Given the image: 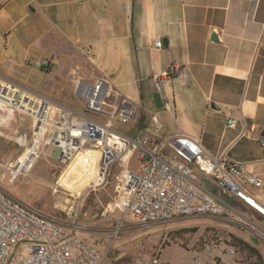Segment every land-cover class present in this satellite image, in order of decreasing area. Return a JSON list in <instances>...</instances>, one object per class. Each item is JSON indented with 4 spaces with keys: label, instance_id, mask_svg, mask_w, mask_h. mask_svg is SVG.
Returning a JSON list of instances; mask_svg holds the SVG:
<instances>
[{
    "label": "crops",
    "instance_id": "0c3cea01",
    "mask_svg": "<svg viewBox=\"0 0 264 264\" xmlns=\"http://www.w3.org/2000/svg\"><path fill=\"white\" fill-rule=\"evenodd\" d=\"M158 40L162 48L156 47ZM42 60L53 65L40 69L45 78L39 81L12 74ZM0 76L76 109L83 107L77 82L106 78L109 102L116 103L120 92L136 111L128 124H116L118 131L138 140L149 136L157 143L179 134L199 137L210 155L243 163L247 172L264 180V155L256 141L264 136V0H0ZM157 76L164 77L161 98L171 103L170 109L156 107ZM229 117L237 120L236 129L225 126ZM22 119L31 132V119ZM24 152L18 146L9 160ZM86 155L75 164L92 162V191L99 153ZM246 187L264 204V185ZM233 200L229 205L253 221L264 220ZM33 206L65 224L81 225ZM117 213L106 209L103 216L109 219L73 233L100 244L110 232L101 224L117 221ZM226 222L243 238L239 232L246 228Z\"/></svg>",
    "mask_w": 264,
    "mask_h": 264
},
{
    "label": "built area",
    "instance_id": "2783aa9c",
    "mask_svg": "<svg viewBox=\"0 0 264 264\" xmlns=\"http://www.w3.org/2000/svg\"><path fill=\"white\" fill-rule=\"evenodd\" d=\"M156 47L162 48L163 43L158 40ZM52 65L50 60L35 63L40 69ZM154 86L163 96L164 77H155ZM110 88L106 78L94 83L78 81L75 92L83 100V107L76 109L0 76V116L13 119L21 114L32 121L30 135L16 139L25 152L6 165L9 182L13 184L19 177H29L38 161L47 157L51 146L58 149L57 162L64 166H69L81 152L99 150L101 182L110 175L113 166L119 169L116 196L107 211L120 214L106 244H91L73 233L82 231L84 226L65 224L48 216L0 186V264H111L106 261L110 247L119 239L130 214L144 229L199 216L236 221L244 227L251 226L264 241L262 227L220 198L222 195L237 199L264 217V204L246 187H262V177L247 172L243 163L210 155L196 136L179 134L157 143L149 136L138 140L118 131L116 124H128L136 117V111L128 99H122L120 92L116 103H110ZM163 104L171 108L169 101ZM225 126L236 129L238 122L229 117ZM256 141L264 155V136ZM136 152L140 166L132 171L129 163ZM209 185L217 188L219 195ZM60 189L56 183L54 194ZM22 244L26 245L25 252L20 250ZM212 249L210 243L203 244V250ZM161 256L162 249L150 260L142 259L137 264H167L161 262ZM219 258L225 264H253L234 246H229Z\"/></svg>",
    "mask_w": 264,
    "mask_h": 264
},
{
    "label": "rangeland",
    "instance_id": "374dc122",
    "mask_svg": "<svg viewBox=\"0 0 264 264\" xmlns=\"http://www.w3.org/2000/svg\"><path fill=\"white\" fill-rule=\"evenodd\" d=\"M12 74L18 79L28 76L34 82L39 81L43 76L40 68L35 65L20 67L12 71ZM77 97L83 102L79 96ZM78 98L75 97L77 101H80ZM24 117L18 114L13 119H7L4 115L0 116V184L23 203L38 205L43 210L46 209V213L50 215L53 211L60 213L62 215L58 218L66 222L76 221L84 226L83 229L86 231L95 223L109 219L103 214L116 196V185L118 184L116 174L119 170L117 165L112 167L105 181L95 187L96 190L93 187L92 191H89L88 185L92 183L90 179L95 167L92 162L84 165V161L79 160L70 172L62 175L61 178H64L60 185L62 189L54 194L55 184L68 165L64 166L57 162L59 151L51 146L47 150V157L38 161L29 177H19L13 184L9 182L10 173L6 169V165L12 161L9 160V154L18 148L17 137L25 134L29 136L30 133L29 127L22 119ZM22 124L25 127L21 126ZM138 154L139 152H136L129 163L132 171H137L140 166ZM81 166L86 167L87 173H85L86 170H79ZM226 198L228 204L234 201ZM119 217L120 214L117 213V219ZM255 220V224L264 229V220ZM117 223L115 220L101 224V226H109L110 230L109 235L101 239V245L106 244ZM250 227L240 229L239 233L243 237L240 238L238 228L225 220L199 216L176 219L144 229L130 214L126 218L119 239L110 247L106 261L111 264H137L142 259L150 260L157 251L162 249L161 262L167 264H225L219 257L226 253L229 246L236 247L240 241H243L250 242L249 244L261 255L262 261L257 263L255 259H250L252 263L264 264V243ZM84 240L96 244L93 239ZM206 242L213 246L211 252L203 250V244ZM20 250L25 252L26 245H20Z\"/></svg>",
    "mask_w": 264,
    "mask_h": 264
},
{
    "label": "trees",
    "instance_id": "16d2710c",
    "mask_svg": "<svg viewBox=\"0 0 264 264\" xmlns=\"http://www.w3.org/2000/svg\"><path fill=\"white\" fill-rule=\"evenodd\" d=\"M236 248L241 256H245L248 259H255L257 263L262 261L259 251L253 248L249 243L240 241L239 244L236 245Z\"/></svg>",
    "mask_w": 264,
    "mask_h": 264
},
{
    "label": "bare ground",
    "instance_id": "6f19581e",
    "mask_svg": "<svg viewBox=\"0 0 264 264\" xmlns=\"http://www.w3.org/2000/svg\"><path fill=\"white\" fill-rule=\"evenodd\" d=\"M0 126H1V124H0ZM96 152H98L99 153V160H100V156H101V153H100V151L99 150H91V151H89V152H81L78 156H80V155H86V154H89L90 156H93V153H96ZM88 155V156H89ZM78 156L76 157V159L78 158ZM87 156V155H86ZM76 159L65 169V171L61 174V176H60V178L58 179V185H62V183H63V181H64V178H61L62 177V175L65 173V172H70V170H71V168L74 166V164H75V161H76ZM98 173H99V164H98V168H97V172H96V184H93V186H97V185H99L100 184V182H97V181H101V179H99V177H98Z\"/></svg>",
    "mask_w": 264,
    "mask_h": 264
},
{
    "label": "water",
    "instance_id": "95a60500",
    "mask_svg": "<svg viewBox=\"0 0 264 264\" xmlns=\"http://www.w3.org/2000/svg\"><path fill=\"white\" fill-rule=\"evenodd\" d=\"M213 38L217 39V35L213 34ZM154 100H155V104H156L157 108H159V109L163 108L164 105H163V101H162L160 94L155 95ZM212 109H215L214 105H212Z\"/></svg>",
    "mask_w": 264,
    "mask_h": 264
}]
</instances>
